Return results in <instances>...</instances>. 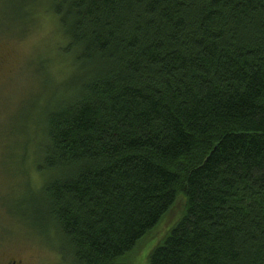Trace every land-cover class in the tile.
<instances>
[{
  "label": "trees",
  "instance_id": "obj_1",
  "mask_svg": "<svg viewBox=\"0 0 264 264\" xmlns=\"http://www.w3.org/2000/svg\"><path fill=\"white\" fill-rule=\"evenodd\" d=\"M10 6L16 38L46 17L61 42L7 214L61 237L70 264H125L182 195L149 264H264V0Z\"/></svg>",
  "mask_w": 264,
  "mask_h": 264
},
{
  "label": "rangeland",
  "instance_id": "obj_2",
  "mask_svg": "<svg viewBox=\"0 0 264 264\" xmlns=\"http://www.w3.org/2000/svg\"><path fill=\"white\" fill-rule=\"evenodd\" d=\"M12 13L10 0H0V264L10 261L70 264L61 237L53 232H40L7 214L9 207L12 213L15 202L23 199L22 183L15 178L19 166L14 161L22 155L16 148L24 146L26 138L33 137L30 129L28 136L22 134L24 121L46 98L41 66L44 67L45 59L54 58L53 50L61 42L57 23L46 17L26 37L16 38L29 27L17 24ZM62 71L54 63L49 66L48 74L54 84L59 82ZM26 167L30 172L29 162ZM184 209L185 198L179 195L159 224L121 262L149 264L152 252L178 223Z\"/></svg>",
  "mask_w": 264,
  "mask_h": 264
},
{
  "label": "flooded vegetation",
  "instance_id": "obj_3",
  "mask_svg": "<svg viewBox=\"0 0 264 264\" xmlns=\"http://www.w3.org/2000/svg\"><path fill=\"white\" fill-rule=\"evenodd\" d=\"M6 264H21V261H10L7 262Z\"/></svg>",
  "mask_w": 264,
  "mask_h": 264
}]
</instances>
